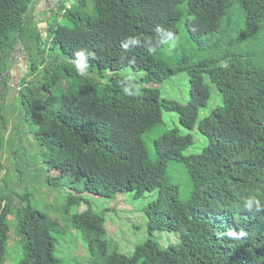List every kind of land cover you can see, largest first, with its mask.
Here are the masks:
<instances>
[{"label":"trees","instance_id":"1","mask_svg":"<svg viewBox=\"0 0 264 264\" xmlns=\"http://www.w3.org/2000/svg\"><path fill=\"white\" fill-rule=\"evenodd\" d=\"M33 1L0 0V189L7 185L2 175L5 149L15 145L14 135L7 138L2 113L12 58L20 44L27 51L45 35L49 49L63 59L42 62V83L39 66L31 61L16 92L25 117L36 118L37 139L49 153L48 183L68 174L72 184H80L68 205L89 206L83 193L114 198L133 192L139 198L156 190L145 210L149 233L175 232L181 239L165 248L148 239L132 255L109 253L99 237L105 218L89 207L72 221L74 227L98 234L90 246L97 245L103 258L93 264H264V211L243 208L249 195L264 202V0H74L70 7L60 2V11L43 32L38 23L32 31L28 28ZM89 1L94 16L87 11ZM156 24L175 36L184 24L194 41L203 37L211 45L200 43L192 55L183 53L168 62L160 52L172 38L153 32ZM130 35L140 36L139 43L125 51L121 43ZM76 51L82 52L88 72L145 71L140 88L122 93L98 87L66 63L75 61ZM183 72L190 85L185 105L149 87ZM27 82H35V88ZM211 84L222 103L197 125L207 144L186 155L193 135L169 130L154 141L157 159L152 160L144 135L163 122L164 111L176 112L179 123L193 130L211 98ZM171 160L183 163L190 176L187 200L179 198L178 187L166 176ZM10 205L0 195V264L8 254ZM15 220L23 250L17 264H60L52 235L57 224L47 213L28 203L15 212ZM229 230L237 237H229ZM241 231L246 235L241 237Z\"/></svg>","mask_w":264,"mask_h":264},{"label":"rangeland","instance_id":"2","mask_svg":"<svg viewBox=\"0 0 264 264\" xmlns=\"http://www.w3.org/2000/svg\"><path fill=\"white\" fill-rule=\"evenodd\" d=\"M60 2L70 7L74 0H34L30 11V31L38 23L40 31H45L47 22L52 21V15L59 12L61 8L56 7ZM88 13L95 15L93 2L89 1ZM233 13L241 15V11L233 10ZM55 18V15H54ZM63 21L64 18L58 17ZM33 21V22H32ZM27 28V29H28ZM177 45L170 49L172 40L164 46L160 55L164 60L170 62L173 58L181 56L183 53L192 55L201 44L210 46L211 43L206 38H201V44L194 41L188 34L184 24L179 26L176 36ZM42 42L31 49H24L19 45L12 58L13 64L8 75L10 81L8 90L2 100V113L5 120L6 135L9 140L14 135V147L7 146L5 149V161L2 172L6 178L7 185L0 189V195H4L11 203L10 214L7 220L10 225V241L8 243V254L4 264H17L23 255L20 236L17 233V222L15 212L24 204H30L33 208L47 213L57 224L52 230V235L56 239L54 254L60 260V264H93L97 260H102L103 256L100 248L95 245L91 248L90 243L97 236V232L82 230L74 227L73 216L84 212L90 207L93 212L105 218L104 230L99 233L101 240L106 241L108 252H119L132 255L137 245L152 239L159 243L161 247H168L171 244H179L181 241L179 234L175 232L156 231L153 234L148 230V217L146 208L157 197V191L146 192L142 197H136L133 192H120L114 198L101 197L92 193H83L81 196L89 202V206L81 202L79 205H68L69 196L77 195L75 188L79 183L72 184L68 174L56 184L48 183V162L49 153L47 149L40 145L37 139V120L33 116L26 118L25 109L19 93L16 89L23 81L28 72L31 61H35L39 66L37 72L38 82H43L42 62L58 60V53L49 49L47 38L42 37ZM61 58V57H60ZM63 58H61L62 60ZM66 63L75 67V61L65 60ZM71 66V67H72ZM98 72H88L84 70L83 75L95 81L98 87H113L119 92L125 89L131 91L132 88H140V79L145 75V71H138L132 67L126 69ZM53 71H49L52 75ZM36 75V76H37ZM63 80V79H62ZM65 82V80H64ZM67 83V82H66ZM30 89L35 88V82H27ZM56 86H52L54 90ZM151 88H157L161 97L167 100L185 105L190 99L189 76L187 73H179L168 81L161 84H149ZM211 98L208 104L201 108L197 124L193 130H188L179 123L178 114L174 111L163 112V122L144 135V143L149 157L156 160L154 141L165 132L177 129L180 134L191 133L194 143L184 151V154L199 153L207 144V139L197 128L201 119L206 117L215 108L221 105V97L217 89L211 84ZM57 89V88H56ZM41 95L42 92H41ZM13 147V148H12ZM16 149V150H14ZM166 176L171 185L178 187V196L182 200L191 197L192 182L185 165L179 161L171 160L167 163ZM4 188V189H3ZM19 202L21 204L19 205ZM135 264H142L138 260Z\"/></svg>","mask_w":264,"mask_h":264},{"label":"clouds","instance_id":"3","mask_svg":"<svg viewBox=\"0 0 264 264\" xmlns=\"http://www.w3.org/2000/svg\"><path fill=\"white\" fill-rule=\"evenodd\" d=\"M153 32L159 33V32H165L169 37L172 38V46L170 49H173L176 47L178 41L175 36V34L168 30L165 29L162 25L156 24L155 27L153 28ZM139 37L138 35H130L128 36L122 43L121 47L125 50L128 51L130 49V45H136L139 43ZM149 53H152L151 51ZM90 55H93V58L95 59V54L90 52ZM75 69L77 73L81 76H83L84 70L86 68V64L84 63V56L81 51H76L75 54ZM127 89L124 90L125 93H127ZM138 93V92H137ZM243 208L245 210H248L250 212H255L259 213L264 211V202L260 198H258L256 195H249L248 198H246L243 202ZM227 235L231 238H236L237 237V232L234 230H229L227 232ZM241 237L246 235L245 232L241 231L239 234Z\"/></svg>","mask_w":264,"mask_h":264}]
</instances>
